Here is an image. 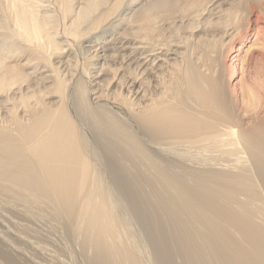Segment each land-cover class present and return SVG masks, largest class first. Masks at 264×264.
Segmentation results:
<instances>
[{"label": "bare ground", "instance_id": "bare-ground-1", "mask_svg": "<svg viewBox=\"0 0 264 264\" xmlns=\"http://www.w3.org/2000/svg\"><path fill=\"white\" fill-rule=\"evenodd\" d=\"M226 2L0 0L4 216L78 264H264V0ZM53 229L34 264H75Z\"/></svg>", "mask_w": 264, "mask_h": 264}, {"label": "rangeland", "instance_id": "rangeland-1", "mask_svg": "<svg viewBox=\"0 0 264 264\" xmlns=\"http://www.w3.org/2000/svg\"><path fill=\"white\" fill-rule=\"evenodd\" d=\"M228 3L229 2H237V1H245V0H226ZM225 3V6L226 5H228V3ZM93 49H90V51H89V53L92 51ZM6 200H8V201H12V199H6ZM14 200H17V199H14ZM19 203H21L20 201H18L17 200V204H19ZM30 206H31V208H32V205H34V204H29ZM3 206V205H2ZM29 206V207H30ZM35 206V207H34ZM33 206V209H35V210H33V211H35L37 214H35L34 213V215L37 217V218H40L39 220H41V221H39L38 222V224H37V227H30V226H25L23 223H22V221L20 220V215H17L16 213H12V212H9V213H6L8 216H9V218L7 217V215H6V217L4 216L5 214V212H4V208L2 207L0 210L3 212H1L0 213V219H1V217H2V221L1 222H4L3 224L0 222V245H1V240H3V236H6V240L9 242L10 241V239H11V241H10V243L13 245V243H15V245H16V247L19 249V250H21V253L19 254V255H21L23 258H25V262H28V264L30 263V264H34V262H36L37 261V259L40 261V259H41V256H40V252H39V249H37V247L41 244V243H46V244H49V242L50 241H48V242H46V241H44V239H40V238H38V237H36V234H38V231H36V229H38L39 231H40V229L42 228V229H50L51 228V230L53 229V231H55L54 233H53V231H52V241H53V243L56 245L55 247L58 249V251L57 252H59L58 254H60L61 255V257H65L66 258V256L70 259L71 258V256H73L74 254V258L72 257V260L74 259V261L73 262H75V264H78L79 262L81 263V261H82V259H83V261H84V258H83V256H82V254L79 252V251H77L76 250V248H75V246H74V242H73V239H71L72 237V235H71V233L70 232H61V229L59 228V227H61V225H62V223H57V222H59V217L57 216V215H55V214H53V213H49L50 215H52V218H51V216L48 214V212H44V214H43V212L41 213L40 212V210H38L40 207H37L36 205H34ZM44 207H41V209H43ZM42 217H41V216ZM55 215V216H54ZM55 217V218H54ZM56 217H58V220H56L57 218ZM6 218V219H5ZM3 219H4V221H3ZM8 219V220H7ZM10 219H12V222H10L11 220ZM44 219V220H43ZM48 221H47V220ZM15 221V222H14ZM44 223H43V222ZM5 222H6V224H5ZM42 222V223H41ZM54 223V224H52V223ZM60 222H62L61 220H60ZM134 222V221H133ZM138 222V221H137ZM11 223H13V225L11 224ZM17 223H19L18 225H17ZM46 223H49L48 225L46 224ZM136 223V222H135ZM135 223H132L131 225H134L133 227H132V229H134V228H137V227H135ZM139 223V222H138ZM57 224V225H56ZM60 224V225H59ZM10 225V226H9ZM12 225V226H11ZM42 225V226H41ZM47 227H46V226ZM51 227H50V226ZM53 225V226H52ZM56 225V226H55ZM21 226V228H18V227H20ZM39 226V227H38ZM26 227V228H25ZM28 227V228H27ZM41 227V228H40ZM45 227V228H44ZM49 227V228H48ZM16 228V229H15ZM36 228V229H35ZM25 229V230H24ZM36 232H35V231ZM17 231H18V234L20 235V236H18V234H16L17 233ZM56 231H57V233H58V235H57V233H56ZM15 232V233H14ZM63 234V237H62V234ZM70 233V234H69ZM67 234V235H66ZM69 234V235H68ZM14 235V236H13ZM32 235H34V236H32ZM57 235V236H56ZM16 236L18 237V238H16ZM54 236V237H53ZM65 236H66V238H65ZM15 237V238H14ZM56 237V238H55ZM9 240H8V239ZM21 239V240H20ZM35 242H34V241ZM42 240V241H41ZM4 241H5V239H4ZM19 241V242H18ZM38 241H41V242H38ZM56 241V242H55ZM35 243H37L36 245H35ZM69 243V244H68ZM70 247H69V246ZM73 245V246H72ZM14 246V245H13ZM36 246V247H35ZM60 246V247H59ZM65 248H63V247ZM15 247V246H14ZM34 247V248H33ZM69 247V248H68ZM74 249V250H72V248ZM22 248H25V250L24 249H22ZM71 248V249H70ZM33 249V250H32ZM38 250V251H36V250ZM54 249V248H53ZM62 251V253H61V251ZM63 249V250H62ZM66 249H69V250H67V252H66ZM24 250V251H23ZM32 250V251H31ZM65 250V251H64ZM23 251V252H22ZM31 252V253H28V252ZM35 251V252H34ZM47 251V253H49V250H46ZM20 252V251H19ZM25 252V253H24ZM37 252H39V253H37ZM65 252L67 253V254H65ZM69 252V253H68ZM74 252V253H73ZM23 253H24V255H23ZM32 253L34 254V255H32ZM64 253V254H63ZM72 253V254H71ZM26 254V255H25ZM39 254V255H38ZM69 254H71L70 256H69ZM78 254V255H77ZM37 255H38V257H37ZM60 255L57 257L58 259H56V261L58 260L59 261V257H60ZM63 255H65V256H63ZM26 256V257H25ZM29 256V257H28ZM30 259H28V258ZM34 257L36 260H33L32 258ZM40 258V259H39ZM32 259V260H31ZM42 260H43V258H42ZM30 261V262H29ZM34 261V262H33ZM57 261V262H58ZM32 262V263H31ZM56 262V263H57ZM0 264H4V262H3V260H2V258H1V256H0ZM24 264H27V263H24ZM58 264V263H57ZM82 264H85L84 262L82 263Z\"/></svg>", "mask_w": 264, "mask_h": 264}]
</instances>
